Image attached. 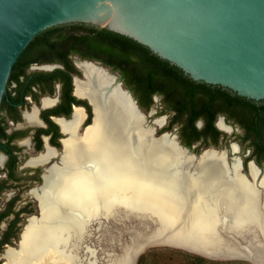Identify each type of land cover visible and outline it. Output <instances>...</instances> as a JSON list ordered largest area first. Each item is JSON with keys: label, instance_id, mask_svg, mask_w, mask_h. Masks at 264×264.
I'll use <instances>...</instances> for the list:
<instances>
[{"label": "bare ground", "instance_id": "1", "mask_svg": "<svg viewBox=\"0 0 264 264\" xmlns=\"http://www.w3.org/2000/svg\"><path fill=\"white\" fill-rule=\"evenodd\" d=\"M78 66L84 80L76 81L77 91L89 97L93 123L81 137L74 124L67 128L61 165L48 169L37 194L40 214L28 220L18 248L7 251V263L102 264L89 246L80 254L81 238L96 217L124 207L150 213L158 229H172L185 245L243 253L251 264H264V173L258 180L260 198L257 169L250 163L247 179L238 157L226 164L227 150H203L195 170H189L191 156L167 131L152 134L145 116L120 90L117 76L86 62ZM234 237L245 240L243 248L231 245ZM130 251L121 249L103 264H133Z\"/></svg>", "mask_w": 264, "mask_h": 264}, {"label": "water", "instance_id": "2", "mask_svg": "<svg viewBox=\"0 0 264 264\" xmlns=\"http://www.w3.org/2000/svg\"><path fill=\"white\" fill-rule=\"evenodd\" d=\"M70 23L105 27L126 35L195 81L219 85L255 101L264 100V0H0V102L14 62L33 37L48 27ZM117 78L120 90L143 116L130 90L119 75ZM113 86L114 82L107 91ZM93 120L94 112L88 126ZM169 135L179 150L198 160L200 156L183 146L175 134ZM254 185L263 198L262 189L255 181ZM131 218L138 220L141 228L128 229V241H118V250L98 254L99 247L88 242L93 229ZM87 227L79 252L83 254L85 246L91 247L97 263H106L121 249H129V261L134 264L151 246L176 247L217 260L247 259L243 253L212 252L206 247L185 245L171 234L172 229H158L150 213L124 207L96 217ZM112 241L110 237L108 242ZM237 245L243 248L245 244Z\"/></svg>", "mask_w": 264, "mask_h": 264}, {"label": "flooded vegetation", "instance_id": "3", "mask_svg": "<svg viewBox=\"0 0 264 264\" xmlns=\"http://www.w3.org/2000/svg\"><path fill=\"white\" fill-rule=\"evenodd\" d=\"M80 62L103 68L104 72L108 69L113 73L108 75L117 76V70L98 58L74 49L63 54L21 52L11 68L0 102V264H8L7 251L18 248L28 220L40 214L37 194L48 169L61 165L64 140L69 137L67 128L74 124L76 135L81 137L92 122L93 105L76 86V81L84 80ZM156 97L163 106L159 94H153L152 100ZM171 119L165 131H171L167 128ZM219 121L229 131L220 128ZM204 123L199 117L194 125L201 129ZM212 124L221 132L216 143L209 132L193 140L190 147L175 135L193 153L217 147L220 139L227 142L232 138L238 146L242 170L247 168L248 173L250 163L259 170L258 184L264 173V114L255 117L238 111L231 117L219 111Z\"/></svg>", "mask_w": 264, "mask_h": 264}, {"label": "trees", "instance_id": "4", "mask_svg": "<svg viewBox=\"0 0 264 264\" xmlns=\"http://www.w3.org/2000/svg\"><path fill=\"white\" fill-rule=\"evenodd\" d=\"M73 49L98 58L117 70L123 84L143 110L147 111L152 105L153 94H159L162 111L174 112L167 128H171L174 122L179 124V138L188 147L207 132L212 133L214 142H217L221 132L212 124L216 112H225L231 117L236 116L238 111L255 117L264 114V100L255 101L219 85L195 81L146 46L105 27L84 23L51 26L37 33L22 53L63 54ZM199 117L205 122L201 129L194 125ZM135 264L243 263H229L183 249L159 247L140 254Z\"/></svg>", "mask_w": 264, "mask_h": 264}, {"label": "rangeland", "instance_id": "5", "mask_svg": "<svg viewBox=\"0 0 264 264\" xmlns=\"http://www.w3.org/2000/svg\"><path fill=\"white\" fill-rule=\"evenodd\" d=\"M114 73L117 76L119 75L117 71H115ZM142 112L144 113L143 116H145L144 123L148 126L150 125L153 127L152 132L155 136H158L161 132L165 131L164 127L166 124H168V120L172 116L171 112L162 111V106H161V103H160L158 97L154 98L152 105L150 106V108L147 111L142 110ZM155 118H163V121H164L163 125L159 126L158 124H154L153 120ZM170 130L171 131L167 130V132H169L171 134H179V126L177 124L172 125ZM229 134L230 133H228V135ZM233 142H236V141H234L232 138L228 139L227 142L224 141V139H220V143L218 144V146L214 147L215 149L217 148V149L227 150L226 164H230L232 162V159H231L232 157L240 156L237 145H236V147H237L236 150H233V145H235ZM203 150L197 151V149H196V152H198V153H194V154L199 156ZM196 164H197V160H194L188 169L189 170H195ZM179 166H180V169H183V167H182L183 165L180 164ZM243 172L247 175L248 174L247 168L245 170H243ZM256 181H257V177L255 179V182ZM138 222L139 221L134 219V218L125 220L124 222L123 221L122 222L110 221L108 223L109 226L107 228H100L97 230L93 229L92 230L93 233L89 237L90 239L88 242L91 243V245H93L94 247H99V250H98L99 253L98 254H101L103 250L116 251V250H118V247H119L118 241H121V242L128 241V238L130 235V232L128 231V229H130V228L140 229L141 228V226ZM94 226H95V224H93V227ZM110 237L113 239V241L111 243L108 242ZM230 240L231 241H229V240L228 241L232 245L238 246L237 244H239V243L245 244V240H242L240 238L238 239V237L235 238V241L232 239H230ZM159 247L171 248L170 246H151V247H148L146 250H150L152 248H159ZM172 248H176V247H172ZM177 249H180V248H177ZM226 261H229V263L240 262L243 264H251L249 260L244 259V258L230 259V260H226Z\"/></svg>", "mask_w": 264, "mask_h": 264}]
</instances>
